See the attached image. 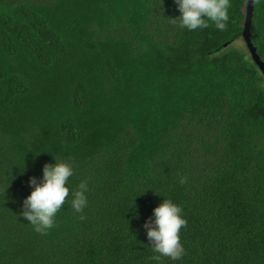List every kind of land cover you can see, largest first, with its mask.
<instances>
[{
    "label": "trees",
    "instance_id": "1",
    "mask_svg": "<svg viewBox=\"0 0 264 264\" xmlns=\"http://www.w3.org/2000/svg\"><path fill=\"white\" fill-rule=\"evenodd\" d=\"M230 3L191 31L175 0H0V264H264V74ZM250 33L264 62V0ZM54 156L89 204L41 235L19 213ZM164 196L178 261L143 228Z\"/></svg>",
    "mask_w": 264,
    "mask_h": 264
},
{
    "label": "clouds",
    "instance_id": "2",
    "mask_svg": "<svg viewBox=\"0 0 264 264\" xmlns=\"http://www.w3.org/2000/svg\"><path fill=\"white\" fill-rule=\"evenodd\" d=\"M175 4L180 15L172 20L178 21L182 29L191 31L207 29L210 26L209 22H212L216 29L223 31L229 21L230 0H175ZM54 160V163L44 164L42 177L29 178L32 190L24 198L19 213L32 225L33 230L41 235H46L55 227L57 214L69 200L70 195L71 207L75 213H83L89 204L87 195L89 185L86 180L80 181L75 190L70 188V178L75 175L74 162L61 160L56 156ZM187 182L186 176L180 177L179 183ZM187 224L183 208L171 198L164 196V199L154 207L152 216L143 224L148 245L158 254L153 257L154 259L167 257L172 261H178L184 257L186 249L181 240V229Z\"/></svg>",
    "mask_w": 264,
    "mask_h": 264
},
{
    "label": "water",
    "instance_id": "3",
    "mask_svg": "<svg viewBox=\"0 0 264 264\" xmlns=\"http://www.w3.org/2000/svg\"><path fill=\"white\" fill-rule=\"evenodd\" d=\"M253 8H254V0H248L247 3V15H246V21L244 25V30H243V38L247 44V47L256 62V64L259 66L261 71L264 74V62L260 60V57L258 56L256 52V48L253 46L251 42V33H250V28L252 24V13H253Z\"/></svg>",
    "mask_w": 264,
    "mask_h": 264
}]
</instances>
